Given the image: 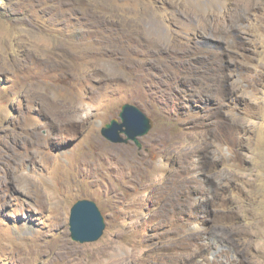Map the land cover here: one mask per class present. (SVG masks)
Listing matches in <instances>:
<instances>
[{"label":"rangeland","instance_id":"374dc122","mask_svg":"<svg viewBox=\"0 0 264 264\" xmlns=\"http://www.w3.org/2000/svg\"><path fill=\"white\" fill-rule=\"evenodd\" d=\"M0 264H264V0H0Z\"/></svg>","mask_w":264,"mask_h":264},{"label":"water","instance_id":"95a60500","mask_svg":"<svg viewBox=\"0 0 264 264\" xmlns=\"http://www.w3.org/2000/svg\"><path fill=\"white\" fill-rule=\"evenodd\" d=\"M101 125V124H99ZM153 127V120L136 104L124 103L119 118L101 126V134L112 143L132 141L143 148L141 138ZM106 227L105 217L95 200L78 199L71 207L69 218L70 237L78 242L98 240Z\"/></svg>","mask_w":264,"mask_h":264}]
</instances>
